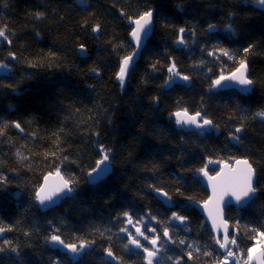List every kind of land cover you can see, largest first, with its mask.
Wrapping results in <instances>:
<instances>
[{"label": "trees", "instance_id": "16d2710c", "mask_svg": "<svg viewBox=\"0 0 264 264\" xmlns=\"http://www.w3.org/2000/svg\"><path fill=\"white\" fill-rule=\"evenodd\" d=\"M118 10L128 16L153 10V33L123 88L116 72L132 47L129 27ZM38 12L44 13L39 20ZM97 23L101 30L93 33ZM209 24L215 31H207ZM229 24L234 35L226 31ZM182 27L188 45L174 49L170 44L178 41ZM0 29L8 35V40L0 37V62L8 65L0 71V125L19 122L23 128L7 127L0 136V175L7 177L0 189V227L12 229L0 232V264H114L106 257L107 248L118 264H146L140 250L124 248L126 234L118 229L127 226L135 233V227L126 225L120 214L129 211L133 224L145 216V225L156 230L153 224L162 219L159 210L172 208L188 219L185 225L168 219L171 240L166 248L160 246L162 261L154 264H175L177 258L179 264H219L222 255L211 231L187 198L199 202L206 197L196 169L208 161L237 158L248 159L257 169L261 191L253 204L226 207L224 212L233 234L239 222V253L253 245L246 228L264 230V119L255 116L264 110V10L252 0H0ZM81 45L84 57L77 51ZM249 45L252 49L245 53ZM213 47L227 48L234 59H215L202 51ZM168 58L190 77L189 88H159ZM241 60L247 61L254 81L248 92L233 87L209 90L216 72L223 68L228 74ZM178 109L200 111L215 127L184 131L168 118ZM241 121L244 131L236 143L230 134ZM101 144L114 151L111 172L90 184L86 175L101 159ZM18 150L28 159L19 160ZM56 170L75 178L76 191L42 211L35 192L42 177ZM149 185L169 193L171 208L156 199ZM149 210L155 220L147 216ZM136 226L149 234L145 226ZM57 229L66 243L94 244L73 258L48 243ZM105 229L111 232L101 236ZM182 239L184 245L179 244ZM187 243H194L199 252L188 249ZM204 251L212 255L204 256Z\"/></svg>", "mask_w": 264, "mask_h": 264}, {"label": "snow or ice", "instance_id": "6c2138e0", "mask_svg": "<svg viewBox=\"0 0 264 264\" xmlns=\"http://www.w3.org/2000/svg\"><path fill=\"white\" fill-rule=\"evenodd\" d=\"M81 3H83V0H80ZM252 2L255 4V6L258 9L264 10V0H252ZM121 15L124 16L126 13L121 12ZM44 13L38 12L35 14L36 19L43 18ZM128 20L131 24L135 25L132 28V31L130 33L132 40L135 42L136 48L134 49V54L130 56H125L121 59L119 64V71L116 74V79L119 81L121 88L124 87L126 78L131 70L132 62L134 59V55L138 54L139 49L144 47V42L146 37L149 35V33L152 31L153 27V11L147 10L144 11L142 14H138L135 18L132 16H128ZM215 25L209 24L207 31H215ZM101 30L100 24H96L92 27L93 33H99ZM226 31L229 33L235 34L234 29L232 28V25L229 24L226 26ZM187 32V29L180 28L179 33L180 37L177 41L178 44L184 45L185 39L184 34ZM193 36H195V32L192 33ZM0 37H2L5 40H8V35L6 34V31L4 29H0ZM9 43L11 41L9 40ZM83 45H81V50L83 51ZM252 49V45H249L248 47L244 48V52L248 53ZM202 51H206L207 55L209 57H213L215 59H220V57H227L228 59H234L233 53H231L227 48L222 47H213L212 50H208L207 48L202 49ZM13 60L16 59V56L14 53L9 52L8 54ZM204 61H201L200 64L203 65ZM31 67H35L36 65L33 63H30ZM8 65L0 62V71H3L4 69H7ZM153 69H155V65H153ZM211 71V69H209ZM92 72L96 75H99V72L97 69L93 68ZM168 72L170 73L168 81L166 83L173 81L174 77L180 76L179 72L176 71V64L173 62L171 66L168 68ZM183 81H189L190 77L185 75L180 77ZM232 82V83H228ZM233 84L240 86L241 92H248L251 88V86L254 84V81L249 78L248 75V64L246 60L239 61V66L235 68L234 71H232L230 74L225 75V70L221 68L220 75L218 78L212 81L211 88H223V87H230ZM15 90V89H13ZM156 98H154L155 100ZM170 115H174L176 118V124L180 127H184L186 125H193L196 129L203 131L210 130L211 128L215 127L213 124V121L210 119L204 118V116L201 114L200 111H197L194 115H189L187 109L176 111ZM256 117H260L264 119V110L257 111L255 113ZM7 127H14L21 132H23V128L19 122H12L11 125L9 124H2L0 125V136L6 135L5 129ZM244 131L243 121H241V125L236 127L233 134H230V139L236 143L241 142V137L239 136L240 133ZM98 135V133L96 134ZM99 151L101 154V159L96 161L95 167H93L88 172V178L89 182L95 184L100 181H102L107 174L110 172V164L111 160L110 157L114 158V151L111 148H106L104 145L99 146ZM16 156L19 160L23 161L28 159L26 156H23L22 153L18 150L16 152ZM65 160L68 159V157H64ZM211 163V161L209 162ZM236 165L238 166L235 169H232L234 175L228 182V186L225 189V194H230L238 207H247L250 204H253L258 197V192L261 191L259 188V182L257 178V169L253 166L252 163L249 162L248 159H242V160H236ZM205 168L196 169L197 172L202 173L204 176L208 177V179L211 181L215 179V177L208 176V172L205 170ZM57 177L59 178V182L55 185V187H50L48 184L49 177L45 176L44 181L45 183L42 184L35 192V199L39 202L40 205L48 207L51 204L55 203V201L61 197H68L70 198L71 195L76 191V184L77 181L74 177L65 178L61 175L60 171L57 170L56 173ZM221 175V174H218ZM176 180L178 183L183 182V176H177ZM7 181L6 176L0 175V189L3 188L4 184ZM150 188H152L153 192L158 194L160 198L164 200V203L168 204L171 202V196L168 192L162 191L160 188L149 185ZM213 189L215 191V185L213 186ZM177 193L180 195H183L182 192H180L179 187L177 188ZM190 201H193L192 197H188ZM194 202V201H193ZM207 203V202H206ZM230 204V202H229ZM120 216L126 218V225H133L135 227V233H132L127 226H121L118 229L119 233L126 234V238L128 243L124 244L125 249H130L129 246H134V249H142L143 253H145V259L146 264H154L153 258L156 257L157 253L159 252V248L157 247V243L160 239V237L154 236L153 238H149L148 235H145V232L142 231L140 226L136 225H142L145 226L148 232H155L156 230L154 228L147 227L145 225V216H140L136 219L135 224H133V217L130 215L129 211H125L120 214ZM120 216L116 217V220H120ZM147 216L150 217L152 220L156 219V216L153 215L152 211L149 210L147 213ZM212 218V229L214 232L219 231L221 225H223L224 228V242H221L219 238L216 239V244L219 245L220 249H224L226 251V255L223 260V264H229V258H234L235 264H240V259L236 257V253L233 250V247H228V245L234 246L236 251H240V245L238 244V240L240 239L239 235V222H237V225L234 227L237 228V231L234 234L228 233V225L227 220L223 219L222 213L220 218V223H217V217L213 216ZM171 221L175 222L178 221L180 225H185V222L187 221V217L184 215H180L177 212H172L171 217L169 218ZM11 231V228H5L0 227V232L4 231ZM105 231L111 232V229H105L104 231H100L99 234L101 236L105 235ZM246 234L249 236L250 239L255 241V243L252 246H249L246 248L247 258L243 260V264H253V262H257V264H264V259H261L264 257V230H258L256 227L246 228ZM254 234V235H253ZM27 235V233H25ZM163 235L165 237H168L169 240H171L170 234L168 232V229H164ZM139 237H143L144 240L149 241V243L152 245V249L145 247L142 243ZM259 238V239H257ZM108 239H111V236L108 237ZM49 242L56 244V245H62L63 248L67 249L69 253L73 255V258L81 255L84 250L91 247L92 244H94V241H87V240H80L79 243H66L64 240L61 239L60 235L58 234V229L54 231V233L49 237ZM186 243L185 240H180L179 244L184 245ZM5 244H8L7 241H5ZM188 249H194L199 252V247L196 246L194 243H187ZM3 249H0L2 251ZM12 251L15 252L16 249L12 248ZM106 255L108 257H111L113 260L117 259L110 248L105 249ZM204 256H211L212 252L210 251H204L202 253ZM188 258L192 259V251L187 252ZM171 260L172 257H169ZM53 264H58L57 261H54ZM175 264H179V258L176 259Z\"/></svg>", "mask_w": 264, "mask_h": 264}, {"label": "water", "instance_id": "95a60500", "mask_svg": "<svg viewBox=\"0 0 264 264\" xmlns=\"http://www.w3.org/2000/svg\"><path fill=\"white\" fill-rule=\"evenodd\" d=\"M134 26L135 25H133V27ZM147 38H148V36L146 37L145 42H146ZM128 39H129L130 43L133 45L132 52L129 55H127V56H130V55H133L134 54V49L136 48V45H135V42L132 40L130 34L128 36ZM145 42H144V46H145ZM142 49L143 48L139 49L138 54H135L134 55V59H133L132 64L134 63V61L136 62V60L138 59V57H139L140 52H141ZM77 50H78V52L81 55H84V56L86 55V50H85L84 47H83V51L81 50V46L78 47ZM228 83H232V82H228ZM233 86L236 87L240 91V86L239 85L233 84L230 87H233ZM223 88H227V87H223ZM194 114L189 113V115H194ZM170 116H172L174 119H176L174 115H170ZM184 129H185V131H198L199 130V129H196L195 126H193V125H186V126H184ZM242 159H246V158H237V159H235L231 163H229V162H223V163L219 164L218 169L214 173H209L208 172V176L215 177V179H213L211 181L208 179V177L204 176L202 173H199V177H200L199 181L202 184V186L205 188L206 198L203 201H201V202H196V201L193 202V201H191L193 203L195 209L198 211V213H200V215L203 217V219L206 222V224L210 227V229L212 231V234L214 235L215 240L219 236H221V242H224L223 237H224V234H225L224 233L223 225H221L219 231L214 232L213 229H212V218L211 217H213V216L217 217V223L219 224L220 223V218H221V213H222V217L224 219V211H223V208L225 206L232 205V206L238 208V206L235 203L234 198L230 194H225V189L228 186L229 180L234 175L232 169H235V168L238 167L236 165L235 161L236 160H242ZM209 162H207V164H206L207 167H214L215 162H212V161H211V163H209ZM110 172H111V170H110ZM56 173H57V171L56 172H53V173H47V174H45L42 177V179H41V182H40L39 187L42 184L45 183V181H44V177L45 176H48L49 177V181H48L49 186L50 187H55V185L59 182V178L57 177ZM218 174H221V175H218ZM87 181H88V183L93 184V183L89 182L88 175H87ZM214 185H215V191L213 189V186ZM157 197L164 202V200L162 198H160L158 196V194H157ZM61 198H64V197H61ZM61 198L57 199L55 201V203L51 204L48 207H45V206L40 205L39 202L36 199H35V203L39 206L40 210L47 211L50 208L55 207L59 203V200ZM229 202H230V204H229ZM227 225H228V233H229L230 232V226H229L228 223H227ZM51 246H54V244L51 243ZM216 246H217L218 250L221 253H224L225 252L224 249H220L219 248V245L218 244H216ZM110 259L112 260V258H110ZM253 264H257V262L254 261Z\"/></svg>", "mask_w": 264, "mask_h": 264}, {"label": "bare ground", "instance_id": "6f19581e", "mask_svg": "<svg viewBox=\"0 0 264 264\" xmlns=\"http://www.w3.org/2000/svg\"><path fill=\"white\" fill-rule=\"evenodd\" d=\"M118 12V15L122 18L123 17V19H124V22L126 23V26H128V27H130V25H133V24H131L130 23V21H128V15L126 14V15H124V16H122L121 15V12H124V11H121V10H118L117 11ZM125 13V12H124ZM134 13L136 14V12L134 11ZM134 13H130V15L129 16H132L133 18H135L137 15H135ZM127 18V20H125ZM127 23H129L130 25H127ZM133 27V26H132ZM153 28L154 27H152V31L149 33V35H148V37H150L151 36V34L153 33ZM179 29V28H178ZM178 43L177 42H175V43H173V45L172 44H170V46L172 47V48H174V49H177L178 48ZM78 51V50H77ZM168 52V51H167ZM78 54L81 56V57H84V55H81L79 52H78ZM135 61H134V63L132 64V66H131V69H132V67L135 65ZM119 71V66H118V69H117V72ZM131 71V70H130ZM178 71H179V69H178ZM117 72H116V74H117ZM130 73V72H129ZM179 73L180 74H183V73H185L184 71H182V70H180L179 71ZM180 77L181 76H178V77H176L172 82H169V84L168 85H170L169 86V88H171V87H173L175 84L176 85H180L181 87H183V80H181L180 79ZM168 87L167 88H165V90H168L169 89ZM233 88L235 89V90H237V91H239L236 87H234L233 86ZM183 89V88H182ZM219 89H224V88H219ZM163 92H165V91H163ZM179 110H183V109H178V110H175V111H173V112H171V113H169V115H168V118H172L175 122H176V119H174L172 116H170V114H172V113H174V112H176V111H179ZM188 113H190L189 111H188ZM207 166V165H206ZM206 168H209V167H206ZM207 171V170H206ZM208 172V171H207ZM200 173V172H199ZM199 173L197 174V175H199ZM209 173H211V172H209ZM154 193V192H153ZM154 196L156 197V199L157 200H159L161 203H163L164 205H166V206H168L169 208H171V206H172V204H171V202L170 203H168V204H166V203H164L161 199H159L158 197H157V194L156 193H154ZM191 202V201H190ZM192 203V202H191ZM193 204V203H192ZM161 213V217H162V219H161V222H158V221H155V223L153 224L154 225V227L156 228V230H161V229H165L166 228V226H165V224L167 223V221H168V219L170 218V214H172V212H177L178 214H180V212L177 210V209H175V208H172L171 209V211L170 212H165L163 209H160L159 210ZM180 215H182V214H180ZM255 243V242H254ZM253 243V244H254ZM160 247V246H159ZM160 249H161V247H160ZM162 250V249H161ZM160 256H161V254H160Z\"/></svg>", "mask_w": 264, "mask_h": 264}, {"label": "flooded vegetation", "instance_id": "af4514ba", "mask_svg": "<svg viewBox=\"0 0 264 264\" xmlns=\"http://www.w3.org/2000/svg\"><path fill=\"white\" fill-rule=\"evenodd\" d=\"M214 167H218V163L216 162V164L214 165ZM212 167H209V169H211ZM228 207H231V206H228ZM225 211V210H224ZM171 215L172 214H170V217H171ZM225 219H226V215H225ZM204 220V219H203ZM227 220V219H226ZM205 222V221H204ZM227 222H228V224H229V226H230V235L231 234H233V224L230 222V221H228L227 220ZM143 231V230H142ZM169 232V231H168ZM163 231L162 230H156L155 232H149V234H148V236H152V237H150V239L151 238H153L154 236H159L160 237V239H159V241H158V243H157V247L160 249V247L159 246H162V243L163 242H165V244H167V242L169 241L170 242V240H169V238L168 237H165L164 235H163ZM169 234H170V237H171V233L169 232ZM212 238H213V241H214V246H215V248H216V244H215V239H214V237L212 236ZM139 239L141 240V243L143 244V245H145V247H147V248H149L150 250L152 249V245L149 243V241H147V240H144L143 239V237H139ZM257 239H259V238H257ZM255 241H253V243H254ZM228 247H233V250L235 251V253H236V257L237 258H239L240 259V261H243L244 259H246L247 258V253H246V251L245 252H242V253H239L240 251H236L235 249H234V246H231V245H228ZM138 250H140V253L142 254V255H144L143 257H144V261H146V259H145V253H143V251H142V249H138ZM219 252V251H218ZM160 253H161V249L159 250V252L157 253V255H156V257H154L153 258V261H162V259L160 258ZM220 253V252H219ZM221 255H222V253H220ZM224 255H222V256H220V261L225 257V255H226V251L223 253ZM233 261H235V260H233Z\"/></svg>", "mask_w": 264, "mask_h": 264}, {"label": "rangeland", "instance_id": "374dc122", "mask_svg": "<svg viewBox=\"0 0 264 264\" xmlns=\"http://www.w3.org/2000/svg\"><path fill=\"white\" fill-rule=\"evenodd\" d=\"M144 10V9H143ZM147 11V10H146ZM144 12V11H143ZM143 12H141V13H136L135 15H138V14H142ZM129 21V20H128ZM127 25H130L129 23H127ZM132 26L133 25H130V27H129V30L127 31V37L129 36V34H130V32L132 31ZM180 37V36H179ZM149 38V37H148ZM148 38H147V40H148ZM184 39H185V35H184ZM127 40H129V39H127ZM147 40H146V42H145V44L147 43ZM185 44L183 45V47L184 48H186L187 47V45H188V43H187V41L185 40ZM129 43H130V41H129ZM130 45H131V47H132V49H131V51L130 52H132V50H133V45L130 43ZM178 47H181V44H179L178 45ZM122 59V58H121ZM121 61V60H120ZM173 62H175L174 60H173V58H168V61H167V64H166V68H165V72H164V77L162 78V79H160V80H158L157 82H161L162 83V87H159L161 90H162V88H169V86L170 85H168L169 84V82L168 83H166V81H168V78H169V75H170V73L168 72V68L171 66V64L173 63ZM176 64V63H175ZM176 71L177 72H179L178 71V65L176 64ZM154 72V71H153ZM220 72H221V70H219L218 72H216V74H215V76H216V78H218V76L220 75ZM180 74V73H179ZM225 75H227V74H225ZM180 76H185V73H183V74H180ZM188 76V75H187ZM178 77V76H177ZM116 78V77H115ZM176 77H174L173 78V80L175 79ZM216 78H214L213 80H215ZM127 79V78H126ZM212 80V81H213ZM170 82H172V81H170ZM211 84H212V82H211ZM190 85H192V80L190 79L189 81H183V87L184 88H189L190 87ZM211 86V85H210ZM210 86H208L209 87V90L210 91H213V92H215V90L217 91V90H219V88H211ZM238 92H240V91H238ZM242 93V92H241ZM213 173V172H212ZM135 231V230H134ZM163 232H164V230H163ZM49 241V240H48ZM49 244H50V242H48ZM167 244H169V242H167ZM59 247H63L62 245H59ZM134 247V246H133ZM162 247H164V248H166L167 246H165V242H163L162 243ZM66 251H68L67 249H66ZM223 260H224V258L220 261V263L219 264H223ZM233 260H234V258H229V264H232L233 263ZM156 261H154V263H155ZM241 264V263H240ZM243 264V263H242Z\"/></svg>", "mask_w": 264, "mask_h": 264}]
</instances>
